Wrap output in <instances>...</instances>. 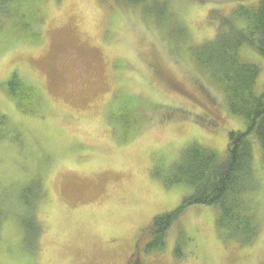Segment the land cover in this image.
Masks as SVG:
<instances>
[{"label":"rangeland","instance_id":"374dc122","mask_svg":"<svg viewBox=\"0 0 264 264\" xmlns=\"http://www.w3.org/2000/svg\"><path fill=\"white\" fill-rule=\"evenodd\" d=\"M258 1L23 0L3 9L0 264H264V164L252 135L255 189L245 197L256 238L240 244L217 227V206L191 204L162 249H145L152 218L191 193L170 182L184 152L201 145L222 160L228 133L245 131L195 52L222 19L244 27L239 9ZM237 54L259 68L254 92L264 93V56L247 44ZM12 72L32 102L7 95Z\"/></svg>","mask_w":264,"mask_h":264},{"label":"trees","instance_id":"16d2710c","mask_svg":"<svg viewBox=\"0 0 264 264\" xmlns=\"http://www.w3.org/2000/svg\"><path fill=\"white\" fill-rule=\"evenodd\" d=\"M20 1L23 0H0V16L8 4ZM115 1L132 5L143 0ZM237 15L245 18V26L237 29L222 19L221 31L217 30L213 40L196 48L195 58L198 64L212 65L208 67L213 69L214 77L223 86L228 110L243 117L245 131L228 133L222 160L212 149L201 145H193L184 152L170 182L186 184L191 193L174 210L152 218L148 226L152 239L145 246L148 252L165 246L168 229L179 219L185 207L191 204L217 206V227L240 244H250L258 234L255 216L245 196L255 189L251 135L260 145L264 164V93L257 95L254 92L259 68L241 61L237 52L247 44L254 46L264 56V0H259L255 8L241 7ZM4 86L7 95L19 104L22 100H34L31 87L23 84L14 72L6 79ZM3 121V115L0 114V124ZM1 212L0 205V227L3 220ZM37 230L36 226L29 234L35 236Z\"/></svg>","mask_w":264,"mask_h":264},{"label":"flooded vegetation","instance_id":"af4514ba","mask_svg":"<svg viewBox=\"0 0 264 264\" xmlns=\"http://www.w3.org/2000/svg\"><path fill=\"white\" fill-rule=\"evenodd\" d=\"M127 264H130L129 262Z\"/></svg>","mask_w":264,"mask_h":264}]
</instances>
